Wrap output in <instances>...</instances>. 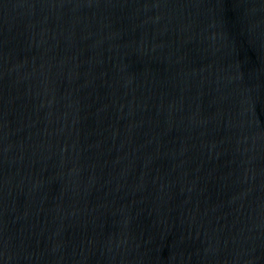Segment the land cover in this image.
Wrapping results in <instances>:
<instances>
[{"label": "water", "instance_id": "95a60500", "mask_svg": "<svg viewBox=\"0 0 264 264\" xmlns=\"http://www.w3.org/2000/svg\"><path fill=\"white\" fill-rule=\"evenodd\" d=\"M0 264H264V0H0Z\"/></svg>", "mask_w": 264, "mask_h": 264}]
</instances>
